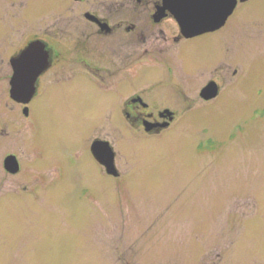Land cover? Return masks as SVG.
Instances as JSON below:
<instances>
[{
    "label": "rangeland",
    "instance_id": "1",
    "mask_svg": "<svg viewBox=\"0 0 264 264\" xmlns=\"http://www.w3.org/2000/svg\"><path fill=\"white\" fill-rule=\"evenodd\" d=\"M64 1L0 2L4 46L45 38L48 23L66 15ZM200 40L205 48L125 75L133 91L184 85L185 96L158 97L179 112L162 135L117 121L108 87L97 84L100 101L74 85L40 89H50L35 110L50 193L42 184L35 198L0 204V264H264V0L241 5ZM210 80L221 91L205 102ZM98 139L113 146L119 178L95 160Z\"/></svg>",
    "mask_w": 264,
    "mask_h": 264
},
{
    "label": "flooded vegetation",
    "instance_id": "2",
    "mask_svg": "<svg viewBox=\"0 0 264 264\" xmlns=\"http://www.w3.org/2000/svg\"><path fill=\"white\" fill-rule=\"evenodd\" d=\"M74 1H64L68 4L66 15L48 23L44 28L45 38L31 39L21 49L14 39L10 41V47L4 46L0 29V204L15 206L20 196L35 198L42 184L43 193H50L49 144L45 139L41 140L35 113L37 107L41 111L45 109L50 89L41 96V88H49L52 83H62L60 87L74 85L88 91L93 101H100L103 95L97 84L108 87L112 90L110 103L117 121L122 117L135 131L144 129L148 135H162L179 119V112L158 97L170 100L168 94L174 92L179 98L182 96L179 91L185 96L184 85L170 82L133 91L126 81V73L132 69L152 71L163 64L165 56L177 57L180 52L205 48L206 43H201V37L221 31L238 8L249 2L238 0L234 13L221 28L192 35L181 26V10L165 7L164 0ZM0 2L14 9L19 0ZM18 18L13 15L11 19ZM12 27L14 35L18 29L15 25ZM53 34L60 37L64 45L62 50L50 42L54 39ZM36 41L43 47L32 73L35 92L24 104L12 97L11 88L21 53ZM219 47L223 48L222 40ZM169 70L172 71L173 66H169ZM212 81L215 80L209 82ZM217 84L220 93L221 87ZM151 87L154 89H149ZM160 101L163 103H154ZM25 108L28 114H25ZM148 122L152 125L149 131L146 130Z\"/></svg>",
    "mask_w": 264,
    "mask_h": 264
},
{
    "label": "water",
    "instance_id": "3",
    "mask_svg": "<svg viewBox=\"0 0 264 264\" xmlns=\"http://www.w3.org/2000/svg\"><path fill=\"white\" fill-rule=\"evenodd\" d=\"M237 0H164L165 7H178L182 16L179 21L183 29L190 34L215 31L221 28L234 12ZM164 7V8H165ZM40 41L32 42L21 53L19 65L15 68L16 78L11 88L12 97L27 104L35 92V80L32 73L36 69L37 58L41 56L43 45ZM219 88L215 82L209 83L201 91V97L211 100L218 96ZM25 114L28 109L25 108ZM147 123L146 130L152 125ZM167 125V124H166ZM163 125V126H166ZM95 158L106 168L108 174L115 177L120 175L115 164V151L106 140H95L91 146Z\"/></svg>",
    "mask_w": 264,
    "mask_h": 264
}]
</instances>
